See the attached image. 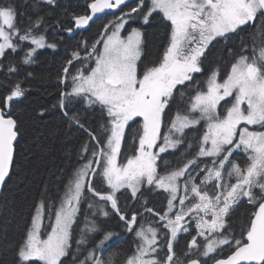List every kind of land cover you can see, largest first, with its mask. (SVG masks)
<instances>
[{
    "label": "snow or ice",
    "instance_id": "6c2138e0",
    "mask_svg": "<svg viewBox=\"0 0 264 264\" xmlns=\"http://www.w3.org/2000/svg\"><path fill=\"white\" fill-rule=\"evenodd\" d=\"M43 3L56 6L57 0ZM86 7L89 13L72 14L74 25L66 32L85 29L106 10L120 14L90 46L81 41L83 54L71 53L58 77L70 90L61 92L58 106L65 109L72 100H82L98 107L106 120L98 135L77 116L70 117L88 136L81 163L56 199H41L35 206L16 250L17 264H113L103 253L115 234L94 219L112 214L134 237L123 264H208L209 259L213 264H264V40L250 49L241 41L223 75L217 67L203 81L196 79L214 41H227L248 27L264 35V0H137L131 6L128 0H90ZM154 14L167 28L168 42L158 61L144 64V33L131 25L137 19L146 25ZM17 17L12 4L0 3V70L8 56L21 53L20 63L28 65L38 50L57 47L48 42L46 28L41 30L42 16L23 24ZM6 70L11 75L18 68L9 61ZM193 86L187 106L168 118L176 95L183 98ZM25 92L18 81L0 98V186L10 175L20 135L12 104ZM201 122L203 131L193 144L187 130ZM133 124L138 127L121 159L126 129ZM186 143L175 166L162 156ZM236 153L245 154L243 165ZM202 158L208 162L201 167ZM97 178L103 188L96 187ZM145 185L167 193L166 207L155 209L144 201L142 210L122 209L117 194L128 190L137 199ZM245 201L254 211L237 238L230 215ZM144 213L156 219L145 222ZM183 234L190 239L181 256L176 245ZM223 246L231 252L217 258Z\"/></svg>",
    "mask_w": 264,
    "mask_h": 264
},
{
    "label": "trees",
    "instance_id": "16d2710c",
    "mask_svg": "<svg viewBox=\"0 0 264 264\" xmlns=\"http://www.w3.org/2000/svg\"><path fill=\"white\" fill-rule=\"evenodd\" d=\"M88 2L90 0H57L56 6H49L43 3V0H40V3H37V0H0V3H10L16 8L17 20L21 24L27 23L30 17L35 19L38 15L42 16L44 24L41 30L46 28L48 42L57 44L55 50L49 48L39 50L35 62L28 65L20 63L21 53L8 56L3 61L5 68L0 70V98H3L9 88L18 81L26 89L24 97L12 104V112L18 120L20 135L15 145L13 168L0 197V264H17L16 250L22 241L24 230L30 223L35 206L41 199L48 202L56 199L62 193L73 171L81 163L80 149L88 140V136L84 129L75 124L70 117L77 116L85 128L98 135L100 124L106 120V116L98 107L89 108L82 100H72L66 104L65 109L58 106L61 92L70 90L60 82L58 77L61 76L62 69L66 66L71 53L80 50L83 54L81 41H86L90 46L100 38L104 25L120 14L118 10L115 14L106 15L91 23L84 31H74L69 34L64 29L74 25L72 14L89 13L90 10L86 7ZM136 2L137 0H131L128 4L131 6ZM132 25L141 27L144 31L145 51L142 62L151 64L158 61L168 42V30L164 27L160 16L154 14L146 25L139 19ZM262 40L264 35H261L256 28L248 27L238 35H232L227 41L221 39L213 42L203 58V73L196 74V79L203 81L217 67L223 75L228 70L234 54L240 51L241 41L250 49L253 44L259 45ZM9 61L15 63L18 68L17 73L7 74L6 67ZM79 63V61L75 62L70 71L74 72ZM194 91L195 86L185 90L183 98L179 94L176 95L168 111V118L174 116L178 109L183 110L187 106V97L194 94ZM65 111L68 112L67 116L64 115ZM137 127L138 125L133 124L126 129V141L122 145L121 159L124 158L127 146L131 144L132 133ZM187 131L188 141L195 144L196 138L203 131V123L197 129ZM186 147L187 143L176 151L162 156L175 166ZM194 150L193 148L192 151ZM234 158L241 160L242 164L246 161L243 153L235 154ZM158 163L160 164L158 171L163 172V161ZM99 181L100 179L97 178L96 187L103 188V184L98 187ZM118 197L125 211L142 210L144 201H147L148 207L163 209L166 207L167 194L144 188L137 199H132L129 191L119 193ZM86 210L87 203H84L82 212ZM252 211H254L253 207L246 201L232 210L230 221L237 238H239L240 227L248 221ZM79 219L81 221L79 227H82L83 215ZM94 219L104 231L115 234L107 243L104 257L111 258L113 264H123L124 258L134 247L133 235L124 230L122 222L114 214L109 217H94ZM155 219L149 213H144L145 222ZM192 234H195L194 231ZM76 238H79L78 232ZM189 239L190 236L187 234L179 237L176 245L178 255H183ZM230 252L231 249L226 246L219 251L217 258H225ZM83 254H86V251ZM83 254L80 255V259H83ZM70 259L69 257L68 260ZM212 263L213 261L209 259L208 264Z\"/></svg>",
    "mask_w": 264,
    "mask_h": 264
},
{
    "label": "rangeland",
    "instance_id": "374dc122",
    "mask_svg": "<svg viewBox=\"0 0 264 264\" xmlns=\"http://www.w3.org/2000/svg\"><path fill=\"white\" fill-rule=\"evenodd\" d=\"M138 20V19H137ZM136 20V21H137ZM131 26H133V25H131ZM128 26H126V28H127ZM134 27V26H133ZM143 31V30H142ZM143 33H144V31H143ZM124 34H126V32L124 33ZM143 40H144V43H143V56H142V58H141V60L143 59V57H144V51H145V38H144V36H143ZM214 42H216V41H214ZM211 46V45H210ZM209 46V47H210ZM40 50H42V49H40ZM39 51V50H38ZM203 122H201V124H202ZM177 150V149H176ZM176 150H169V152H171V151H176ZM236 154H238V153H236ZM163 155V154H162ZM235 155V154H234ZM202 160H203V162H200V166L202 167L203 166V163H206V162H208V160H207V158H202ZM237 162H239V163H241L242 164V161L241 160H236ZM243 165V164H242ZM101 184H102V182L101 181H99L98 182V187H100L101 186ZM144 188H149L147 185H145L144 187H142L141 188V190H140V192L144 189ZM123 191H128V190H122L121 192H123ZM156 191H160V192H163V190H156ZM130 192V191H129ZM139 192V193H140ZM139 193H137V196L139 195ZM119 194V193H118ZM117 194V195H118ZM167 194V193H166ZM82 207H83V204H82ZM193 228H194V225H193ZM224 247H226V246H223V248ZM222 248V249H223ZM221 249V250H222ZM219 251L220 250H218V254H219Z\"/></svg>",
    "mask_w": 264,
    "mask_h": 264
},
{
    "label": "water",
    "instance_id": "95a60500",
    "mask_svg": "<svg viewBox=\"0 0 264 264\" xmlns=\"http://www.w3.org/2000/svg\"><path fill=\"white\" fill-rule=\"evenodd\" d=\"M130 1H131V0H128V3H129ZM117 12H118V10H106L105 13L97 14V16L94 17L93 20L89 22V25H88L85 29H78V30H76V32L84 31V30H86V29L90 26L91 23H94V22L100 20L101 18L105 17L106 15H109V14H115V13H117ZM18 139H19V137H18ZM17 141H18V140H17ZM16 143H17V142H16ZM14 158H15V155H14ZM13 163H14V161H13ZM12 168H13V166H12ZM11 171H12V169H11ZM10 174H11V172H10ZM9 176H10V175H9ZM7 179H8V178H7ZM7 179H6V180H7ZM5 182H6V181H5ZM4 185H5V183H4ZM4 185H3V186H0V197H1V194H2V191H3V187H4ZM212 264H213V263H212Z\"/></svg>",
    "mask_w": 264,
    "mask_h": 264
}]
</instances>
